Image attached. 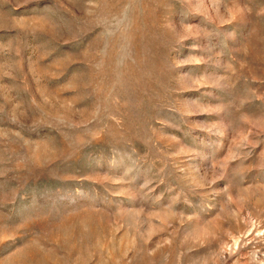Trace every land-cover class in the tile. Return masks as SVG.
Returning <instances> with one entry per match:
<instances>
[{"label": "rangeland", "instance_id": "1", "mask_svg": "<svg viewBox=\"0 0 264 264\" xmlns=\"http://www.w3.org/2000/svg\"><path fill=\"white\" fill-rule=\"evenodd\" d=\"M0 264H264V0H0Z\"/></svg>", "mask_w": 264, "mask_h": 264}]
</instances>
